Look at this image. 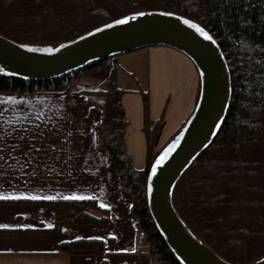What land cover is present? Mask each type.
Instances as JSON below:
<instances>
[{
    "label": "trees",
    "instance_id": "trees-1",
    "mask_svg": "<svg viewBox=\"0 0 264 264\" xmlns=\"http://www.w3.org/2000/svg\"><path fill=\"white\" fill-rule=\"evenodd\" d=\"M142 12L175 14L200 24L218 39L226 58L244 37L264 55L261 0H0V34L29 48L55 50L117 19ZM120 54L42 80L0 70V92H69L86 79L99 80L98 90L81 87V91L102 107L96 125L98 144L107 151L110 165L132 197L140 240L152 255V264H184L149 212L147 182L156 159L174 143L196 110L155 150L163 114L151 122L150 94L141 90L147 162L145 168H136L125 143L127 119L122 97L126 90L118 84L121 66L112 60ZM253 67L250 79L244 82L231 74V98L222 126L210 146L182 173L171 193L173 206L190 232L234 264H254L264 258V57ZM51 203L55 224L39 231L59 232L64 224H106L109 220L108 209L94 198H56ZM103 245L98 239H77L61 246L74 250L101 249Z\"/></svg>",
    "mask_w": 264,
    "mask_h": 264
},
{
    "label": "crops",
    "instance_id": "crops-1",
    "mask_svg": "<svg viewBox=\"0 0 264 264\" xmlns=\"http://www.w3.org/2000/svg\"><path fill=\"white\" fill-rule=\"evenodd\" d=\"M112 60L121 66L118 84L126 90L122 97L126 147L135 167L143 169L147 162L143 96L125 73H135L140 86L149 91L151 122L163 114L155 150L197 109L201 73L184 52L163 45ZM143 62L144 77L137 70ZM81 87L69 92H0V197H8L0 199V264H152L153 257L140 240L132 197L98 144L96 125L102 107ZM31 196L38 199L24 198ZM45 197L94 198L106 205L109 220L64 224L59 232L39 231L55 224L53 199ZM78 237H99L103 248H62V243Z\"/></svg>",
    "mask_w": 264,
    "mask_h": 264
},
{
    "label": "water",
    "instance_id": "water-1",
    "mask_svg": "<svg viewBox=\"0 0 264 264\" xmlns=\"http://www.w3.org/2000/svg\"><path fill=\"white\" fill-rule=\"evenodd\" d=\"M142 13L144 15L136 13L125 16L136 18L121 25L114 22L112 27H104L100 32L68 43L59 51H30L29 47H22L0 34V70L13 76L42 80L147 46H169L188 55L201 73L200 101L190 122L166 150L177 145L157 167L155 176L152 169L166 151L151 167L147 182L148 208L166 243L184 264H234L196 238L171 201L177 180L191 162L210 146L222 126L231 98V73L227 59L218 39L206 28L215 42L205 40L195 29L184 24L186 18L179 15ZM149 183L152 185L151 194L148 191ZM254 264H264V258Z\"/></svg>",
    "mask_w": 264,
    "mask_h": 264
},
{
    "label": "rangeland",
    "instance_id": "rangeland-1",
    "mask_svg": "<svg viewBox=\"0 0 264 264\" xmlns=\"http://www.w3.org/2000/svg\"><path fill=\"white\" fill-rule=\"evenodd\" d=\"M261 2L264 5V0H261ZM142 48H146V47H142ZM139 49H141V48H139ZM136 50H138V49H136ZM129 52H132V51H129ZM125 53H127V52H125ZM229 54H230V55H228L229 57H227L226 59H227L228 65H229L230 72L232 75L239 78L240 81H242V82L246 81L247 79H250V76H251L253 69H254V67H253L254 62H257L262 57H264L263 53L258 51L256 44L251 42L250 40H248L246 37L242 38V40L239 42V44H235L233 46V49L231 50V52ZM138 65H139V67L137 69L138 74L144 72L143 76H142V77H144L145 71H147V66H146L145 62L140 63ZM262 72L264 75V71H262ZM125 74H126L125 76H127L128 79L131 78V80L135 81V84L137 85L139 92L142 94L141 90H145V88L140 86V83H139L138 79L136 78L135 73L134 74L133 73H125ZM84 81H82L78 85V87L79 86L80 87L81 86L82 87H89V88H94L95 90H98L101 87L100 81L95 79V78H89V79H86ZM201 85H202V83H201ZM201 89H202V86H201ZM150 109H151V106H150Z\"/></svg>",
    "mask_w": 264,
    "mask_h": 264
},
{
    "label": "snow or ice",
    "instance_id": "snow-or-ice-1",
    "mask_svg": "<svg viewBox=\"0 0 264 264\" xmlns=\"http://www.w3.org/2000/svg\"><path fill=\"white\" fill-rule=\"evenodd\" d=\"M226 2L230 3L231 0H220V3H226ZM165 14L166 15H170V13H165ZM139 15H144V13H139ZM135 18H136L135 16H131V17H125L124 19H117L115 21V24H117V25L126 24V23L129 22V20H132V19H135ZM183 22H184V24L188 25L190 28L195 29L196 32L199 33V35L201 37H203L205 40L215 42L214 39H213V36L208 31H206V29L204 27H202V26H200V25H198V24H196V23H194V22H192L191 20H188V19H184ZM112 26L113 25H111V24L105 25V27H109V28L112 27ZM96 31L100 32V31H102V29L97 28ZM89 35H92V33H89ZM81 39H83V37H81ZM22 47H24V45H22ZM61 47H65V45H61ZM29 50L30 51H53V49H47V48L46 49L30 48ZM55 51H59V49H55ZM178 143H179V141H177V144ZM176 146L177 145L174 144L172 146V148H175ZM172 148H170L168 151H166L164 153V155L161 156L159 158V160H157L156 167H153V169H152L153 176L156 175L157 167H159L168 158L169 154L172 151ZM148 191L151 194V192H152L151 183H149V185H148ZM20 198L21 197H13V199H20ZM24 198L25 199H33V200L38 199V197H35V196L24 197ZM0 199H8V197H0ZM45 199H54V197H45ZM68 199H83V198L82 197H68ZM101 207H106V205H101ZM96 238L98 239L99 237H96ZM77 239H80V237H78Z\"/></svg>",
    "mask_w": 264,
    "mask_h": 264
}]
</instances>
